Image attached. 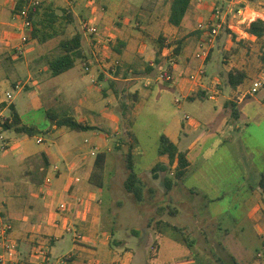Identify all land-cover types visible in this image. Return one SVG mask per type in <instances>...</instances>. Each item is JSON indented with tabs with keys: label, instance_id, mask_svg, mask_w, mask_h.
Listing matches in <instances>:
<instances>
[{
	"label": "rangeland",
	"instance_id": "rangeland-1",
	"mask_svg": "<svg viewBox=\"0 0 264 264\" xmlns=\"http://www.w3.org/2000/svg\"><path fill=\"white\" fill-rule=\"evenodd\" d=\"M15 2L17 4L18 0ZM170 3L171 0H43L42 8L49 7L57 16V35L39 43L31 37V29L25 30L26 41H22L20 34L15 32L18 37L10 48L11 53L16 46H21L24 51L28 47V50L0 66V74L9 79H1L5 83L0 84V99L8 102L7 94L10 93L11 101L22 119L39 130L33 136L21 135L25 136L32 150L39 152L51 145L53 140L64 136L58 131L49 130L51 120L46 115L47 109L53 107L49 113L56 115L55 109L68 108L74 91L67 85L76 74L81 73L82 79L74 77V87L93 84L90 72L84 71L82 63H87L90 58L95 62L94 57L104 64L101 73L110 75L108 80L113 86H107L105 90L108 94H114L115 114L119 116V133L112 136L111 131L107 132L112 138L113 154L105 169L101 164L102 159L98 161L93 177L96 183L102 177L103 186L113 190L108 193L103 189L105 208L109 197L120 200L122 208H119L118 215L123 217L121 221L127 223L125 230L131 238L132 227L147 232L145 229L149 224L158 233L165 234L168 230L187 246L176 249L170 247L169 241L158 239L160 249L157 255L151 256V264H264V237L256 235L254 222L244 217V213L233 209L231 202L235 186L239 181L245 182L237 177V173L244 171L246 180L251 183L258 169L264 165V37L256 39L245 36L242 31L247 24L236 23L234 18V32L222 28L212 38L204 65L205 75L200 80L188 81V74L196 68L192 52L202 39H209L207 32L196 29V25L210 18L215 7L221 10V17L225 16V3L223 0H191L179 26L168 22ZM240 4L264 13V0H242ZM226 18L231 20V13ZM91 24L98 27L97 35L86 30ZM75 32L81 35L84 59L67 71L51 77L47 59L58 53L60 39L70 37ZM101 39L104 40V53L100 51L93 55L91 47ZM178 41H181V51L175 53ZM234 70L245 73L239 93L249 91L254 81L260 82V87L253 94L246 93L241 103H238L237 92V95L231 96L232 104L228 103L223 111L221 107L216 108V96L226 94L230 88L227 74ZM162 71L174 74V79L176 77L183 81L188 88L184 91V98L176 89L154 86L158 73ZM111 77L121 80L115 81ZM124 78L130 81H122ZM159 81L160 86L167 88L172 83L171 80ZM14 84L22 88L18 90ZM36 85L40 90L35 88ZM192 86L195 87L193 91ZM134 87L137 88L136 92L132 91ZM34 88L35 91L32 90ZM57 88L60 92L56 91ZM100 88L97 86L95 91L103 107L107 100L100 96L105 93ZM200 90L208 97L197 95ZM211 94L212 98L209 97ZM175 98L180 100V104L174 102ZM121 103L124 105L121 106ZM185 114L190 115L191 119L185 120ZM181 125L187 131L182 130ZM190 127L194 129L190 130ZM170 128L179 134V145L186 149L184 152L192 144L188 152L190 164L181 178L175 177L172 165L163 172L173 182L180 180L181 196L174 189L170 191L167 188L165 191L162 178L151 180V168L155 163L151 162V165L150 161L155 155L158 137ZM66 134L74 139V143L82 144L83 139H89L92 132L68 130ZM37 135L44 138L43 142H36ZM84 147L88 148L87 145ZM128 155L138 180L136 184L141 187V203L138 205L134 203L137 199L131 193L116 189L128 176ZM216 173L221 175L217 184L220 191H224L221 194L223 199L217 203ZM42 187L44 189L46 185ZM142 200H148L155 207L147 208ZM217 204L222 207L218 213ZM246 212L248 214L249 210ZM260 212L264 221V210ZM0 218L6 221L1 211ZM239 226L243 227V249H239L242 256L233 258L227 251L233 242L226 240L228 231L225 229L235 230ZM123 237L127 238L126 235ZM138 237L143 241L139 251L144 250L143 243H146L148 236L141 230ZM158 240L151 242L153 251ZM135 242H138L137 238ZM127 245L132 247L133 244ZM123 247L120 245L116 249L123 250ZM8 262L13 264L14 259Z\"/></svg>",
	"mask_w": 264,
	"mask_h": 264
},
{
	"label": "crops",
	"instance_id": "crops-1",
	"mask_svg": "<svg viewBox=\"0 0 264 264\" xmlns=\"http://www.w3.org/2000/svg\"><path fill=\"white\" fill-rule=\"evenodd\" d=\"M223 1L226 4L228 0ZM15 5V0H0V66L3 65V62L14 58L11 55L10 48L15 45L13 42L18 37L15 33L17 31L16 26L11 19V13ZM248 9L253 11L249 6ZM253 12L264 20V13L260 11ZM243 34L248 37H255L246 31H243ZM98 41L91 47L93 55L100 51L104 53L102 51L104 49L102 44L104 40ZM9 44L11 46H8ZM197 48L192 52L194 68L196 67L194 71L201 66L204 67L209 53L208 51L202 61L195 57ZM27 50L28 47L23 53ZM82 53L84 55L83 49ZM183 53L184 49L182 55ZM185 56L186 54L183 58ZM93 59L95 62H92L91 58L88 59V69L84 67L85 62L82 63L84 71L90 72L93 84H80L77 85L78 88L74 87L75 84H72L74 80L82 79L81 73V75L76 74L74 76L75 79L74 77L70 78L67 85L71 91H74L73 96L69 99L68 110L55 109L56 115H50L49 111L53 107L50 106L47 109L46 115L51 120L49 130L58 131L64 136L53 140L51 145L46 146L45 149L39 152H35L29 147L26 138H24L25 136H21L24 133H17L13 130H4L2 128L3 120L10 116V105H13L16 111L17 108L12 101L6 102L4 99H0V144L3 143L5 146V149H0V211L6 221L11 224L10 238L17 243V254L13 264H151V256L157 255L160 249L158 239H163V242L164 240L165 242L169 241L172 248H187L181 242L182 240L180 241L177 236L168 233V230L165 234L158 233L156 229L147 224L145 229L147 232L143 229L141 230L148 237L146 243H143L144 250L139 251L140 244L142 245L143 242L138 237L141 230L132 227L130 229L132 238L126 233L125 229H127L128 225L121 221L123 217L118 215L120 214L119 208H122L120 207V200L109 197L108 206L105 208L103 189L105 188L108 193L113 190L109 189L108 186H103L102 177H100L98 183L94 181L95 160L97 154L103 153L101 164L104 169L108 165V159L113 154V151L112 138L109 137L107 132L111 131L112 136L119 133V116L115 114L116 109L114 108L116 104L113 103L114 100L112 99L114 94H108L106 92L107 89L105 90L107 86H113V83L108 80L110 75L105 71V75L102 74L101 68L104 64H100L94 57ZM100 61H102L101 58ZM111 78L115 81L121 80L117 77ZM1 79L9 80L7 76L0 74V84L5 83ZM156 80L157 82H154L155 87L176 89L183 98L186 96L184 91L188 90V88H186L182 80L175 77L172 83L168 84V88L160 86L159 83L161 82L158 79ZM122 81L127 82L130 80L129 78H124ZM104 82L107 83L106 86L103 85ZM37 85L35 88L40 90ZM240 85L241 83L235 88L230 87L226 90V94L220 93L217 95L216 108L221 107L223 110L228 106V103L232 104L230 101L231 96L237 95V92L238 103L243 102L242 98L247 91L239 93ZM15 86L18 90L22 88L19 85L17 87V84ZM52 86L55 88L54 84ZM97 86H100V89L105 92L101 93V95L99 94L107 100L106 105L103 107L100 106L99 96L95 91ZM35 88L32 90L35 91ZM194 88H191L192 91ZM136 89L134 87L132 91L136 92ZM139 90L141 89L139 88ZM56 91L60 92L58 88ZM76 91L79 92L76 93ZM200 91L203 92V90ZM8 103L11 104L8 105ZM123 105L121 103V106ZM18 114L22 124L33 126L24 121L19 112ZM64 116H70L83 125L91 126L86 130H90L92 134L89 139H83L84 144L74 143V139L66 134L68 130L72 129L55 125V119L52 117L61 118ZM235 117H238V115H235ZM181 129L187 131L184 125H181ZM193 129L190 127V130ZM161 134H165L174 142L180 151L186 150L180 147V137L177 131L174 132V129H167ZM37 138H40L41 141L37 142ZM35 140L37 143H41L44 138L41 135H37ZM84 145H87L88 148L86 149ZM191 147L192 144L187 146V151L185 152L189 164L188 152ZM151 162H161L166 165L168 160L166 157L160 156L156 149L155 155L150 161L152 165ZM175 165L176 160L173 162L172 167ZM161 173H159L157 178H151V180L162 178L164 183L165 176L169 175L165 173L161 175ZM237 177L245 182L239 181L235 186V195L231 200L233 202L232 208L241 212V214L244 213V217L252 220L256 235L264 237V221L262 212H260V210H264V165H262L261 169H258L251 183L246 180L244 171L238 172ZM219 179H221V175L216 173V203L223 199L221 194L224 193V191H220V187L217 184ZM179 181L171 182L167 188L170 191L174 189L179 194ZM42 185H46V187L43 189ZM167 188L165 187V191H167ZM116 189L120 191L123 189V192L130 193L125 189L124 181L120 186H116ZM62 202L66 205L65 209L59 208ZM134 203L138 205L141 200H136ZM142 203L147 208L155 207L148 200H142ZM114 208L116 210L118 208L117 212ZM221 208V205L217 204L216 213ZM247 210H249L248 214ZM179 220L182 221L180 218ZM171 224L174 225L175 223L171 222ZM68 228H71V230H68ZM242 229L243 227L240 226L235 230L225 229L228 231L227 235H225L226 240L233 242L232 247L227 249L233 258L234 256H242L240 251L243 249ZM169 231L172 232V230ZM122 232L124 236H127L126 239L123 235H120V237L116 236V234ZM135 238L138 239L137 243ZM153 240H158V245L154 251L151 248ZM127 243H132V247L128 246ZM120 245L124 246L123 250L116 249Z\"/></svg>",
	"mask_w": 264,
	"mask_h": 264
},
{
	"label": "trees",
	"instance_id": "trees-1",
	"mask_svg": "<svg viewBox=\"0 0 264 264\" xmlns=\"http://www.w3.org/2000/svg\"><path fill=\"white\" fill-rule=\"evenodd\" d=\"M23 4L22 0H18L16 8H20ZM191 0H171L168 14V22L174 26H179L189 9ZM31 20V37L36 39L37 42L42 43L50 38L57 35V16L49 8L43 7L41 4L33 6L29 12ZM246 32L250 35L255 36L256 39H261L264 37V20L257 18L249 23L246 28ZM58 53L47 59V68L50 76H56L60 73L67 71L72 68L78 61L83 60L82 53V42L81 35L75 32L70 37L60 39L57 44ZM175 53H178L181 48V41L175 44ZM262 49L264 51V43L262 44ZM245 78V73L242 71L234 70L229 71L227 74V81L230 87L235 88L237 85L243 82ZM200 97H206L204 91L197 93ZM191 98V96L189 97ZM56 126H66L72 130H86L91 126L83 125L77 122L70 116H64L61 118H55ZM4 130H13L17 133H24L29 136L35 135L38 130L33 126H27L21 123L19 114L13 105H10V116L5 118L1 124ZM157 152L160 156L167 158L168 162L164 165L161 162H156L151 170L152 177L157 178L159 172H166L168 167L173 164L176 160V165L174 166L175 177H180L184 174L186 167L188 166V160L184 151H180L177 145L172 142L165 134H160L157 143ZM103 153L96 155L95 163L99 164L98 161L102 158ZM128 157V162L126 167L129 170L128 176L124 182L125 189L130 192L137 200L141 199V187L136 184L137 177L133 170V164L131 159ZM173 182L170 176H165L164 185L169 187V184Z\"/></svg>",
	"mask_w": 264,
	"mask_h": 264
},
{
	"label": "built area",
	"instance_id": "built-area-1",
	"mask_svg": "<svg viewBox=\"0 0 264 264\" xmlns=\"http://www.w3.org/2000/svg\"><path fill=\"white\" fill-rule=\"evenodd\" d=\"M23 4L20 8H16L14 6L11 19L13 23L16 26L17 32L20 34V37H22V41L27 40V36H25V30L31 29V20L29 16V12L31 7L37 6L42 3L43 0H22ZM242 0H228L225 4V16L221 17V10L215 7L213 10V14L210 18L204 21H200L196 25V29L202 30L203 32H207L209 39L207 41H200L198 44L197 51L195 52V57L198 59H201L202 61L205 59L210 46L212 45V38H214L218 32L222 28H229L231 29V32H234L232 28L234 27V23L232 20L235 18V22L239 24H247L257 18L262 19L261 16L256 14L255 12L248 9L247 5L242 6L240 4ZM248 10V11H247ZM228 13H231V20L225 19L227 17ZM253 14H256L257 16H253ZM257 17V18H256ZM86 30L90 34L97 35L99 33L98 27L95 25H90L86 27ZM31 31V30H30ZM246 29L244 30V32ZM243 32V31H242ZM17 48L13 49L14 51L11 53L13 57H16L24 52V48L21 46H16ZM85 69H88L87 63H84ZM205 75L204 67L201 66L197 70L191 72L187 76L188 81H196L200 80ZM157 79L164 80V81H170L174 80V74H171L167 71L159 72L157 75ZM17 87H19L17 85ZM260 87V82L254 81L250 90L246 93L253 94L255 93ZM210 98L213 97V94L209 95ZM7 99L11 101L12 95L9 93L7 94ZM174 102L176 104H180V100L175 98ZM185 120H190L191 116L188 114L184 115ZM41 139L37 138V142H40ZM0 149H5V146L3 143L0 144ZM65 203L62 202L59 205L60 209H65ZM11 230V224L7 221H2L0 218V264H7L9 263V260H13L16 253H17V244L16 242L10 238L9 232ZM68 230H71V228H68ZM258 256L260 257V253H258ZM12 263V262H11Z\"/></svg>",
	"mask_w": 264,
	"mask_h": 264
}]
</instances>
